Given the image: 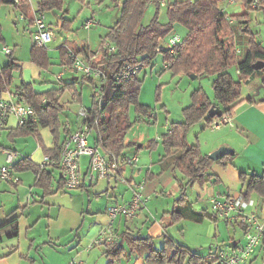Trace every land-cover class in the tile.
<instances>
[{
  "label": "crops",
  "instance_id": "1",
  "mask_svg": "<svg viewBox=\"0 0 264 264\" xmlns=\"http://www.w3.org/2000/svg\"><path fill=\"white\" fill-rule=\"evenodd\" d=\"M40 1L28 0L30 11L27 13L37 11ZM14 7L20 13L23 12ZM47 13L46 17H48ZM51 22V20L48 21L52 28ZM57 22H59L58 19ZM0 26H2L1 23ZM61 26L64 25L61 24ZM4 39L6 42L7 39L5 37ZM49 54L59 58L62 66L66 65L67 72H55L57 65L54 63L45 70L30 60L21 61L14 47L12 55L18 60L21 68L17 70L18 73L15 78L13 77L12 83L0 94L18 100V95L23 91L21 89L23 81L31 84L36 93L60 89L63 82H69L71 79L67 76L73 71L67 69L68 55L64 54L62 49L58 51L55 48H52ZM8 60L9 57L3 63L0 62V71ZM52 62L56 61L52 60ZM73 74L74 80L77 81L78 75L74 72ZM250 81L247 83L246 94L242 92L244 101L236 108L233 115L228 116L231 119L229 122L223 123L217 129H211L207 119L195 124L199 125V131L196 130L197 137L204 154H210L222 145H227L233 150V153L225 159L212 163L209 172L211 177L207 182L188 186L187 198L190 205L186 204L185 208L187 210L189 207L199 212L204 218L211 213L214 214L211 207L213 196L224 193L237 195L241 191H246L240 179L242 171L259 174L264 171V83L259 77ZM58 97L60 104L64 107L60 114L59 137L56 138L49 127L38 128L40 139L50 154L59 152L69 132L74 131L76 126L78 128L82 122V118L80 121H75L76 119L72 118L69 112L72 109L75 114L82 105L74 103L73 96L66 89L59 93ZM67 123L71 125L70 130ZM168 129L169 125L165 124L163 129L159 127L157 137L152 141L145 139L137 147L131 146L124 150L122 156L138 155V161L135 164L122 167L126 182L100 179L90 183L86 180L80 188L68 190L57 168L46 167L49 175L46 174L40 180L32 169L23 168L22 164H18L22 158L27 157L32 163L40 165L46 153L39 138L34 134L20 135L18 133L21 131V126L18 124L17 117L11 115L5 126L0 128V131H7L6 140L4 143L0 142V167L7 162L6 150L17 152L18 156L12 165L21 180L19 183L0 180V264H70L80 261L82 264H107L108 259L103 254L106 243H95L110 222L107 208L114 203L129 202L136 190L142 191L147 199L146 205L134 218L126 216L115 218L112 221L114 233L119 235L128 230L136 235L153 236L155 242L158 238L164 237V234L170 237L167 232L169 223L165 214L172 210L175 200L181 194L180 182L185 184L188 179L175 168L172 156L167 154L162 143V136ZM30 136L35 137L37 146L28 148L24 145L31 139ZM95 136L96 132L92 131L90 137L94 140ZM90 143L94 145L95 140L94 143L91 141ZM192 144L195 143L192 141ZM80 162L82 172L86 174L89 157L83 156ZM56 174H58L57 177ZM190 188L192 194L189 192ZM65 190L72 193L70 201L64 204L62 203L63 195L59 193ZM251 197L256 200L258 209L264 216V197L255 195ZM153 204H157L158 207L152 209L150 205ZM159 208L162 210L160 211ZM14 219L17 220L18 230L9 223ZM227 224L236 228L234 233L237 230L236 226H239ZM93 243V248L89 249V245ZM243 243V235L235 233L231 239L224 237L217 244L210 243L207 254L213 255L216 252H213L216 245L218 249H221ZM191 255L192 253L189 254V258ZM206 258L210 260L211 256ZM115 264L147 263L144 257L133 253L123 256ZM250 264H264V243L253 254Z\"/></svg>",
  "mask_w": 264,
  "mask_h": 264
},
{
  "label": "trees",
  "instance_id": "2",
  "mask_svg": "<svg viewBox=\"0 0 264 264\" xmlns=\"http://www.w3.org/2000/svg\"><path fill=\"white\" fill-rule=\"evenodd\" d=\"M219 1L202 0L200 4L175 1L168 5V21L164 23L160 21L158 15L160 7L167 6L166 0H124L120 17L105 37V40L107 38L116 45V50L110 51L109 47L105 45V40H103L98 52H93L87 45L74 50L80 55L83 54L82 57L88 63L101 69L105 74L106 83L102 87L104 101L102 108H99L95 79L92 77L78 74L77 81L72 77L69 82H63L64 84L60 89H51L44 93L34 92L32 85L23 81L21 95L27 103L33 106L37 121L28 122L21 127V131L18 133L20 135L34 134L39 138L45 153H49V150L40 139L38 128L49 127L55 137L58 138L61 127L60 114L64 110L59 102V93L66 88H75L80 79L88 80L94 89L93 102L92 106L87 108V116L82 119V122L88 124L90 129L96 132L95 146L116 156H122L124 150L133 145L126 139L127 131L133 124L139 119L146 118L147 115L149 119L155 118V115H150L151 108L139 101L142 82L138 77L139 74L119 84L114 82L115 76L126 63L140 62L144 66L151 65L157 55L163 53L164 62L169 63L165 68H171L175 72L184 71L195 75L214 74L216 78L213 87L216 101H212L203 89H196L192 94V103L183 109L184 119L170 122L168 131L162 136V143L167 154L172 156L175 168L188 179L185 184L180 182L181 194L175 200L172 210L165 214L168 223L169 225L175 224L184 217L200 221L203 218L202 214L189 207L187 210L185 208L186 204L190 205L187 198V189L188 186L195 183L203 184L208 181L211 177L210 167L214 160L208 154H204L198 144L188 142V130L202 119H207L211 124L216 119L233 115L236 108L244 101L242 99L244 82L248 83L251 82V79L259 77L264 83V67L259 70L254 68L256 62L264 63V46L252 35L248 47L243 55L239 57L233 37L234 30L249 31V25L246 24L247 21H242L238 22L235 29L232 28L226 18L227 13L219 8ZM247 3L248 0H245V4ZM3 4L16 6L26 15L33 13H27L30 11L28 0H19L18 2L0 0V6ZM149 4L156 5L157 12L155 18L144 25L142 18ZM62 5L63 0H41L38 11L47 13L60 9ZM231 16L235 17V15ZM64 21L66 20L62 16L60 23L64 25ZM175 25H182L188 29L183 44L176 47L174 53H171L167 48L159 51V46L165 47L162 42L174 30ZM1 42H5V39L0 26ZM62 51L67 55V50L64 47H62ZM31 59L40 67H48L47 49L34 43ZM232 65H236L237 79L229 72ZM72 66L73 60L69 58L67 69L73 71ZM20 68L21 65L18 60L12 53L9 54L8 62L0 71V93L5 91L12 83L13 72ZM73 99L81 101V93L76 90ZM131 106H134L135 111L139 113L134 120L130 116ZM212 107H218L221 114L213 117L209 116V110ZM53 153L54 155L58 154L57 151ZM228 156L226 155L222 159ZM18 164H22L23 168L32 169L40 180L46 174L49 175L46 167L32 163L30 158L24 157ZM240 179L246 188V197L254 195L264 197V171L261 174L242 171ZM9 223L14 225L15 230H18L16 219ZM239 226L242 230L245 228L243 225ZM116 236V240L106 244L103 251L108 259L107 264H115L123 256L133 253L144 257L147 264H178L180 262L178 256L182 246L165 234L161 248L155 245V237L150 235H136L126 230L119 235L116 234ZM189 261L191 264H212L214 262L198 253H192Z\"/></svg>",
  "mask_w": 264,
  "mask_h": 264
},
{
  "label": "rangeland",
  "instance_id": "3",
  "mask_svg": "<svg viewBox=\"0 0 264 264\" xmlns=\"http://www.w3.org/2000/svg\"><path fill=\"white\" fill-rule=\"evenodd\" d=\"M166 1L167 6L160 7L158 15L160 21L164 23L168 21L167 10L169 4L175 1L199 4L202 2V0ZM123 2L124 0H63V5L60 9L55 10L56 12L49 11L47 13V19L48 21H52L51 26L54 30L55 37L45 47L50 61L48 63V67L46 66L42 68L47 70L54 63L57 65L54 70L55 72H67L65 71L66 65L63 67L59 58L49 54L52 48L61 51L63 43L69 45L73 50H77L79 47L87 44L93 52L100 51V47L103 40H105L107 33L121 15ZM219 8L224 9L230 16L235 15L234 18L231 16L234 20L233 22L228 20L232 28L235 29L238 22L242 21H247L246 24L249 25V31L241 32L239 30H234L233 37L236 42V48L240 50V52L237 53L239 57L243 55L248 47V42L252 35H254L264 46V12L257 9H251L242 0H235L233 3H229L228 0H220ZM156 12L157 6L149 4L144 12L142 23L144 25L150 23L155 18ZM62 16L66 20L64 21V26H61L60 23V18ZM57 19L59 22H57ZM88 20H92L94 23L92 27L84 28V24ZM0 23L2 25V34L7 39L6 42L0 43V62L3 63L4 60L9 57L5 54L3 46L11 49L16 47L17 55L21 61H32L31 51L34 41L31 34L28 32V28L26 27V20L21 17V13L11 4H3L0 6ZM187 31L188 29L186 27L182 25H175L174 30H172V32H170V34H168L163 40V45L165 47L168 45V39L173 32L179 33L184 38ZM105 43H110L111 46H114L113 42L107 38ZM52 60L56 62H52ZM73 72L69 74L67 78L71 79L74 75ZM229 72L235 79L238 78L236 65L230 66ZM17 73V70L13 72L14 78ZM193 75L194 74L192 73H186L184 71L175 72L171 68H165L163 53H159L151 65H145L141 69L138 75L142 81L139 92V101L151 108L150 111H152L151 113H154L153 115H155V118L149 119L147 115L146 118L137 120L127 131L126 139L133 144L131 145L132 147H137V145L141 144L145 139L152 141L155 137H157L159 127L163 129L165 124L170 125V122L172 121H182L183 109L192 103V94L196 89H203L212 101H216L215 90L213 87L216 75L199 74L195 77H193ZM247 88V83L244 82L242 87L243 94H246L248 90ZM66 90L71 96H73L76 90L81 93V101L73 100L74 103L82 105L80 109H78L75 114L72 112V109L69 110L71 117L76 119L75 121H80L81 117L79 112L81 108H83V106L86 108L92 106V95L94 92L93 86L90 81L80 79L76 83L75 88H66ZM138 114L139 113L135 111V107L131 106V119H136ZM76 128L77 126L74 129L76 130ZM210 128L212 129L211 126ZM196 130L199 131V125H195V127L192 125L189 128L188 132H190V134L188 135L187 133V140L189 143L191 142V144L193 141V143L199 145ZM6 132V130L0 131L1 143H4L6 140ZM30 137L31 139L27 140V143L24 145H27L28 148L37 146L38 142L35 137ZM202 139L203 136L201 137V140ZM89 141L94 143L92 137L89 138ZM57 175L58 174H56V177ZM68 190L61 191L59 193V195H63L62 200L64 202L62 203L64 204L67 201H70L69 198L71 197L72 192ZM84 192L88 193L87 191ZM189 192L191 193V188ZM150 207L155 209L158 205L153 204L152 206L150 205ZM159 209L160 211L162 210L161 208ZM236 227L237 230L235 233L243 235V230L239 226ZM235 229L236 228H234L233 225H228L225 220L218 219L211 213V215H207L205 218L203 216L200 221H194L192 218L184 217L175 224L169 225L167 232L172 240L182 246L178 256L180 259V263L178 264H190L189 254L198 253L201 256L204 255L205 257L212 256L209 255V253L207 254V251L210 248V243L214 242L217 244L218 242H221L224 237H230L231 239L234 237ZM218 238L219 240H217ZM233 239L235 240V238ZM163 240L164 237L158 238L155 245L158 248H161ZM216 246L218 247V245ZM97 247L99 248V246ZM217 247L213 249V252L216 251L215 253H217L218 250H220Z\"/></svg>",
  "mask_w": 264,
  "mask_h": 264
},
{
  "label": "built area",
  "instance_id": "4",
  "mask_svg": "<svg viewBox=\"0 0 264 264\" xmlns=\"http://www.w3.org/2000/svg\"><path fill=\"white\" fill-rule=\"evenodd\" d=\"M18 2L19 0H14ZM245 3V0H242ZM229 3L235 0H228ZM164 4V2H162ZM248 6L251 9H257L264 12V0H248ZM226 13L224 9H222ZM21 17L26 20V27L31 34L34 43L37 46L46 47L54 37L55 33L47 21L46 13L35 11L31 15L21 13ZM227 20L233 22L230 15H226ZM229 22V23H230ZM92 20H88L84 24V28H90L93 25ZM185 38V37H184ZM184 38L177 32H173L169 39L168 45L158 47L161 51L167 48L171 53H174L175 48L181 46ZM110 51L116 50V45L111 46L110 43L105 44ZM63 47L67 50V55L73 60V71L76 74H82L95 79L96 91L98 94L99 108L103 105L102 87L106 83V77L103 71L93 67L80 54L76 53L69 45L64 44ZM4 52L9 55L12 49L4 47ZM237 52L240 50L237 48ZM169 65L165 63V67ZM144 67L143 63H126L122 70L115 76L114 82L119 84L132 76L140 73ZM98 79V80H96ZM80 117L85 119L87 116V108H81ZM14 115L17 117L19 126L23 127L28 122L37 121V116L32 105L26 102L23 95H18V100L4 97L0 94V128L5 126L7 119ZM231 119L224 116L214 120L210 126L212 129L219 128L223 123L229 122ZM70 130V123H67ZM92 133L88 124L81 122L80 126L75 131H70L68 136L63 141L57 155L47 153L43 156L41 165L44 167L57 168L61 173L62 181L68 189L80 188L86 180L94 183L100 179H116L126 182L123 176L122 167L133 165L138 161V155L116 156L115 154L106 152L100 147L90 143L89 138ZM7 162L0 167V180L19 183L20 177L16 174L12 163L18 156V153L13 150L5 151ZM89 157V164L86 174H83L81 169V158ZM246 191H241L237 195L224 193L211 198V207L215 216L225 220L227 223L243 225V244H236L234 247L227 246L221 248L217 253L211 256L212 264H250L253 254L262 245L264 239V216L257 206V202L252 197L245 196ZM147 199L144 197L141 190H136L132 199L127 203H115L107 208V213L110 217V222L102 231L99 238L96 239V244H109L116 240V234L112 228V221L118 216H126L134 218L139 211L146 205ZM94 243L89 245V249L93 248ZM70 264H82V262H71Z\"/></svg>",
  "mask_w": 264,
  "mask_h": 264
},
{
  "label": "water",
  "instance_id": "5",
  "mask_svg": "<svg viewBox=\"0 0 264 264\" xmlns=\"http://www.w3.org/2000/svg\"><path fill=\"white\" fill-rule=\"evenodd\" d=\"M262 67H264V63L263 62H256L254 64V68L256 70L261 69ZM196 75L194 74L193 77H195ZM221 114V110L217 107H212L209 110V116L213 117L215 115H220ZM233 153V150L231 147L227 146V145H222L219 146L217 149H215L214 151H212L209 154V157L214 160V161H218L220 159H222L224 156L226 155H230Z\"/></svg>",
  "mask_w": 264,
  "mask_h": 264
}]
</instances>
